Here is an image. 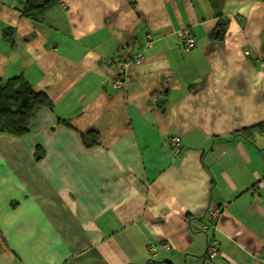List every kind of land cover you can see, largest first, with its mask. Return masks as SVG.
<instances>
[{
    "label": "crops",
    "instance_id": "0c3cea01",
    "mask_svg": "<svg viewBox=\"0 0 264 264\" xmlns=\"http://www.w3.org/2000/svg\"><path fill=\"white\" fill-rule=\"evenodd\" d=\"M26 1L0 0V82L52 106L0 135V264H264V0H58L39 22ZM139 53L114 89L106 61Z\"/></svg>",
    "mask_w": 264,
    "mask_h": 264
},
{
    "label": "trees",
    "instance_id": "16d2710c",
    "mask_svg": "<svg viewBox=\"0 0 264 264\" xmlns=\"http://www.w3.org/2000/svg\"><path fill=\"white\" fill-rule=\"evenodd\" d=\"M57 5L58 0H28L22 10L20 8V14L32 22H39L46 12ZM220 27L215 39L221 41L224 39L225 26ZM5 35L10 38L7 31ZM51 106L48 97L36 93L23 77L0 82V135L19 138L29 135L39 111ZM87 137L92 138L90 146L98 143L97 135L90 134Z\"/></svg>",
    "mask_w": 264,
    "mask_h": 264
},
{
    "label": "built area",
    "instance_id": "2783aa9c",
    "mask_svg": "<svg viewBox=\"0 0 264 264\" xmlns=\"http://www.w3.org/2000/svg\"><path fill=\"white\" fill-rule=\"evenodd\" d=\"M180 36L182 38V47L186 52L191 51L196 46V38L192 34L189 28H185L180 32ZM148 44L147 46L150 47L152 42V37L148 36ZM143 61V54L139 53L135 57H133L129 61L125 60H119L117 58H113V60L106 61V64L110 65L115 72V78L113 80V88L114 89H123L126 88L133 80V77L131 75V67L132 66H140ZM170 146L172 147V150L174 151L175 155H179L182 152L183 145L182 141L174 137L169 141ZM221 210L220 209H214L207 217V224L203 225L201 228V231L204 233H211V237L208 241V247L207 252L205 255V260L208 263H211L216 257L220 255L221 252V246L220 242L218 240L217 234H218V219L221 217ZM163 248L168 251L170 250L169 245H164ZM157 248L154 246H151L149 248L150 252V259L147 261L146 264H156L155 262V255H156Z\"/></svg>",
    "mask_w": 264,
    "mask_h": 264
},
{
    "label": "water",
    "instance_id": "95a60500",
    "mask_svg": "<svg viewBox=\"0 0 264 264\" xmlns=\"http://www.w3.org/2000/svg\"><path fill=\"white\" fill-rule=\"evenodd\" d=\"M165 100H166V98H164V97H163V98H160V99H159V103H161V104H162V103H164V102H165Z\"/></svg>",
    "mask_w": 264,
    "mask_h": 264
}]
</instances>
